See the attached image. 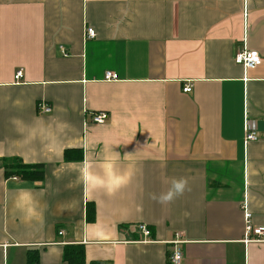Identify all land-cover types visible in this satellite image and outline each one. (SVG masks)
Returning <instances> with one entry per match:
<instances>
[{
	"label": "crops",
	"instance_id": "1",
	"mask_svg": "<svg viewBox=\"0 0 264 264\" xmlns=\"http://www.w3.org/2000/svg\"><path fill=\"white\" fill-rule=\"evenodd\" d=\"M244 47L256 69L235 63ZM6 159L44 181L6 178ZM245 204L264 226V0H0V264H66L69 245L170 264L177 232L182 264H264Z\"/></svg>",
	"mask_w": 264,
	"mask_h": 264
},
{
	"label": "built area",
	"instance_id": "2",
	"mask_svg": "<svg viewBox=\"0 0 264 264\" xmlns=\"http://www.w3.org/2000/svg\"><path fill=\"white\" fill-rule=\"evenodd\" d=\"M87 36L88 38H95L96 32L92 28L87 29ZM235 63L240 65L244 68V70H253L256 69L258 66L261 65L262 59L261 56L255 52L250 51L247 48L240 49L235 54ZM23 78V70L20 69L16 72L15 79L17 81ZM118 79V75L113 72H107L105 74V80L107 81H115ZM192 91V86L188 84L184 88L185 93H190ZM40 111L44 114H50L52 112V108L48 105L39 104ZM109 116L107 113H98L93 114L92 122L94 124H104L108 120ZM259 140V134L257 130L248 124L246 121L244 123V144L247 146L250 142H256ZM245 211V220H246V227H245V239L244 242L246 243H260L264 242V226L256 227L252 224V215L248 211L247 204L244 205ZM137 232L142 237V242H147L151 238V230L145 224L137 225ZM62 234V233H60ZM173 240L169 242L171 245V252H170V264H182L184 259V252H183V244L185 243L182 240L181 233H175L173 236Z\"/></svg>",
	"mask_w": 264,
	"mask_h": 264
},
{
	"label": "trees",
	"instance_id": "3",
	"mask_svg": "<svg viewBox=\"0 0 264 264\" xmlns=\"http://www.w3.org/2000/svg\"><path fill=\"white\" fill-rule=\"evenodd\" d=\"M82 150L70 149L64 152L65 162L82 161ZM6 178H18L25 182H43L45 179V167L42 164L28 165L19 159H6L2 161ZM89 203L87 204L88 220L90 217ZM63 261L66 264H87L86 249L83 245H69L64 247ZM28 264H38V254L28 256ZM90 264H110L109 262H94Z\"/></svg>",
	"mask_w": 264,
	"mask_h": 264
},
{
	"label": "clouds",
	"instance_id": "4",
	"mask_svg": "<svg viewBox=\"0 0 264 264\" xmlns=\"http://www.w3.org/2000/svg\"><path fill=\"white\" fill-rule=\"evenodd\" d=\"M176 186H177V188H179V184H177Z\"/></svg>",
	"mask_w": 264,
	"mask_h": 264
}]
</instances>
